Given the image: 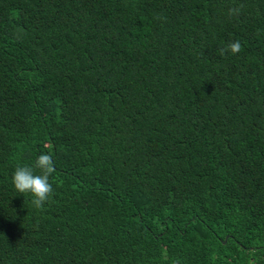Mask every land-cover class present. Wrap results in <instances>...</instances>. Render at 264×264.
Masks as SVG:
<instances>
[{
    "label": "trees",
    "instance_id": "trees-1",
    "mask_svg": "<svg viewBox=\"0 0 264 264\" xmlns=\"http://www.w3.org/2000/svg\"><path fill=\"white\" fill-rule=\"evenodd\" d=\"M0 264H264V0H0Z\"/></svg>",
    "mask_w": 264,
    "mask_h": 264
},
{
    "label": "clouds",
    "instance_id": "clouds-1",
    "mask_svg": "<svg viewBox=\"0 0 264 264\" xmlns=\"http://www.w3.org/2000/svg\"><path fill=\"white\" fill-rule=\"evenodd\" d=\"M242 6L232 7L228 10L230 16H239ZM242 45L237 41L230 42L226 48H220L219 54L226 52L238 54ZM56 171L55 162L51 154L41 153L32 165H18L11 177L14 189L20 194H30L31 203L36 209H42L50 197L54 194L51 175Z\"/></svg>",
    "mask_w": 264,
    "mask_h": 264
},
{
    "label": "water",
    "instance_id": "water-1",
    "mask_svg": "<svg viewBox=\"0 0 264 264\" xmlns=\"http://www.w3.org/2000/svg\"><path fill=\"white\" fill-rule=\"evenodd\" d=\"M226 239H227V237L223 240V243H225L226 242Z\"/></svg>",
    "mask_w": 264,
    "mask_h": 264
}]
</instances>
